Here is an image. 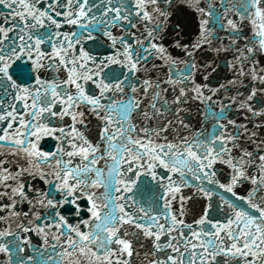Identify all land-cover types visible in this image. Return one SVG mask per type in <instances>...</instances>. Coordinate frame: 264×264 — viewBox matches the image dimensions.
I'll return each instance as SVG.
<instances>
[{
    "label": "snow or ice",
    "instance_id": "6c2138e0",
    "mask_svg": "<svg viewBox=\"0 0 264 264\" xmlns=\"http://www.w3.org/2000/svg\"><path fill=\"white\" fill-rule=\"evenodd\" d=\"M0 254L264 264V0H0Z\"/></svg>",
    "mask_w": 264,
    "mask_h": 264
},
{
    "label": "water",
    "instance_id": "95a60500",
    "mask_svg": "<svg viewBox=\"0 0 264 264\" xmlns=\"http://www.w3.org/2000/svg\"><path fill=\"white\" fill-rule=\"evenodd\" d=\"M187 17H188V21H189V34L190 35H194V33L191 31L194 27H195V15L192 13V12H187L186 13ZM221 35H223V33H221ZM185 40L188 38L187 36L183 37ZM177 54H178V50H176ZM192 116H193V123L196 122L197 119H199L198 115L196 114L195 110L193 109V112H192ZM45 146V148L51 146L53 144V142L51 141V139L49 138H45V140L42 142ZM32 243L33 244H39L40 241H39V238L38 237H33L32 238ZM27 251V249H26ZM2 254H0V259H2Z\"/></svg>",
    "mask_w": 264,
    "mask_h": 264
}]
</instances>
